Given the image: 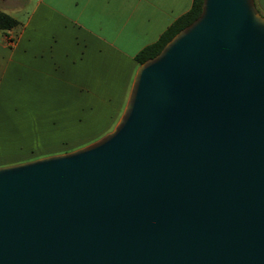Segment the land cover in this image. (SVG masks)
<instances>
[{
    "label": "water",
    "instance_id": "1",
    "mask_svg": "<svg viewBox=\"0 0 264 264\" xmlns=\"http://www.w3.org/2000/svg\"><path fill=\"white\" fill-rule=\"evenodd\" d=\"M0 264H264V16L203 0L113 130L0 167Z\"/></svg>",
    "mask_w": 264,
    "mask_h": 264
},
{
    "label": "crops",
    "instance_id": "2",
    "mask_svg": "<svg viewBox=\"0 0 264 264\" xmlns=\"http://www.w3.org/2000/svg\"><path fill=\"white\" fill-rule=\"evenodd\" d=\"M192 4L0 0V12L18 22L0 29V167L33 159L51 130L90 125L103 135L126 103L137 54Z\"/></svg>",
    "mask_w": 264,
    "mask_h": 264
},
{
    "label": "rangeland",
    "instance_id": "3",
    "mask_svg": "<svg viewBox=\"0 0 264 264\" xmlns=\"http://www.w3.org/2000/svg\"><path fill=\"white\" fill-rule=\"evenodd\" d=\"M262 3L264 6V0H262ZM257 9L260 12V14L264 16V8L259 6V7H257ZM123 106L125 107V105H123ZM124 107L122 109V112L124 110ZM122 112H121V114H122ZM121 114L109 126L108 129H103V130H105V133L103 135H100L99 137L96 136V134H95V133L99 134L97 132L99 129L96 128L95 126L91 127L90 125L89 126L86 125L83 127H80V126L79 127H70L67 130H69L71 132H65L64 134L58 130H51V134L46 136V139H47L45 141L46 149H45V146L42 144L40 146L39 150L35 151V153L33 155H31V157L33 159H31L29 161L36 160V159L43 158V157H47V156H51V155L67 153V152L79 149L81 147H84V146L98 140L99 138H101L102 136H104L105 134H107L113 130V128L115 127L116 123L118 122ZM63 143H66L67 145L63 146ZM70 144L76 145V146L74 148H72V150H66V149H68ZM20 163H23V162H20ZM1 167H3V166H1Z\"/></svg>",
    "mask_w": 264,
    "mask_h": 264
},
{
    "label": "trees",
    "instance_id": "4",
    "mask_svg": "<svg viewBox=\"0 0 264 264\" xmlns=\"http://www.w3.org/2000/svg\"><path fill=\"white\" fill-rule=\"evenodd\" d=\"M203 0H193L191 9L178 18L160 37V39L154 44L144 48L136 56V61L140 64L144 63L148 59H151L158 55L164 46L183 28L190 25L194 20H196L202 12ZM256 3V1H255ZM257 6V5H256ZM18 25V22L13 19L10 15L0 12V29L3 31H8L13 29Z\"/></svg>",
    "mask_w": 264,
    "mask_h": 264
}]
</instances>
